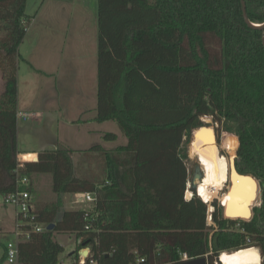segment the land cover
I'll list each match as a JSON object with an SVG mask.
<instances>
[{
	"label": "trees",
	"instance_id": "trees-1",
	"mask_svg": "<svg viewBox=\"0 0 264 264\" xmlns=\"http://www.w3.org/2000/svg\"><path fill=\"white\" fill-rule=\"evenodd\" d=\"M245 1L249 20L263 24L264 0ZM26 10L27 0H0V195L31 193L19 178L50 174L58 196L97 200L90 211L59 201L38 208V221L56 226L20 242L18 264H60L58 234L76 235L78 251L91 247L99 264H183L184 254L214 264L264 245V30L246 24L241 0H98L95 121L116 122L128 139L112 151H84L99 153L101 178L77 176L73 151L63 149L26 154L19 169L20 46L33 20ZM205 117L235 139L239 172L260 182L262 205L249 222L225 219L215 203L209 226L201 197H185L187 147ZM252 205L228 203L227 216L249 220L240 213Z\"/></svg>",
	"mask_w": 264,
	"mask_h": 264
},
{
	"label": "crops",
	"instance_id": "crops-1",
	"mask_svg": "<svg viewBox=\"0 0 264 264\" xmlns=\"http://www.w3.org/2000/svg\"><path fill=\"white\" fill-rule=\"evenodd\" d=\"M96 2V18L93 14H88V10L85 5L76 4V0H70V6L64 7L63 14H60V11H57V14L56 12L52 14L51 10H49V12L45 15L40 13L39 16H34L32 24L29 28L30 31L28 29L27 32H29L28 35L32 34V36L40 43V45L38 48H35L36 52H34V54L33 51H31V53L27 52L25 54L20 51V54L26 60V63H28L29 67L33 69V72L36 74V76H38L39 80H43L42 82L44 85L41 86L42 89L44 88L42 98L46 96L48 90L51 91V98L57 99V97L61 95L60 98L62 105H56L54 110L58 111L56 109H60L61 112L66 115L65 123L71 128V133L61 138V143L59 144L58 148L55 149L73 151L72 157L77 176L79 168H81L83 171H89L86 167L84 168V166H91L89 160L85 161L83 159V156H85L84 151H88L95 146H100L106 151H112L118 147L125 146L128 143L127 141L124 144H113V142H116L118 139V133H113L117 136L115 141H105L104 136L111 132H105L106 130L103 126L108 124L110 121L103 123H98L95 121L97 117L98 105L97 94L99 37L98 0H96ZM42 16L43 22H40L39 18ZM89 19H91V21H89ZM44 41L47 42L44 44ZM24 43L25 40L22 45ZM39 53L40 56H38ZM82 54H84V56H82ZM70 61H75V66H77L78 69L81 68L82 72H80V75H83L86 81L85 84L80 87V95L75 100L71 97V95L66 94V84H61V79L63 78L64 73L66 74L68 70H74L73 66L70 68L67 66ZM32 117H39V114L33 112ZM96 124L98 126H96ZM81 128L85 129V133L80 135V131L82 130ZM91 135H95L98 137V139H100V141L93 145L84 144L86 139H88L87 136ZM42 150L50 149L44 147L39 148L38 150L33 149L21 152L19 151L20 154L18 155V160L25 163L26 161L23 159L24 155L34 154L38 157L39 152ZM98 155L99 153H90L87 154L86 157ZM101 166L102 171L103 165ZM45 175L46 174H33L28 177L30 181L29 187L31 188L32 204L34 209L37 210L38 208H41L49 203L59 201L63 210H75L72 207H68V203L64 195L63 197H57L52 194L50 201L41 198V183L43 180L47 181V177H45ZM66 195L74 196L75 194ZM16 223L17 218L14 208L5 206L3 203L0 204V232L9 231L15 236ZM59 235L65 234L56 235V241L62 245L58 241ZM74 236L76 237V235ZM62 246L64 247V245ZM80 250L78 251V242H76L75 252L78 251V254H80ZM74 256L75 253L68 258L72 264H74V260H72ZM60 264L66 263L64 261H60Z\"/></svg>",
	"mask_w": 264,
	"mask_h": 264
},
{
	"label": "rangeland",
	"instance_id": "rangeland-1",
	"mask_svg": "<svg viewBox=\"0 0 264 264\" xmlns=\"http://www.w3.org/2000/svg\"><path fill=\"white\" fill-rule=\"evenodd\" d=\"M69 2L70 0H27L26 13L28 16H31V17H34V16L37 17L40 15V13H43V15H45L49 12V10H51L52 14H54L55 12L57 14V11H60V14H63L64 7L70 6ZM76 4L85 5L87 7L88 14L89 15L93 14L95 18L97 17L96 0H76ZM39 20L40 22H43V16L39 18ZM89 21H91V19H89ZM30 25L28 29L30 28ZM28 34L29 32H27L25 43L21 46L20 51L23 54L27 52L31 53V51H33V54H34V52H36L35 48H38L40 43L36 41V39L32 36V34L30 35ZM46 42L47 41H44V44ZM38 56H40V53L38 54ZM82 56H84V54H82ZM74 62L70 61L67 64L69 68L73 66L74 70L73 71L68 70L66 74L64 73L63 78L61 79V84L62 85L66 84V94L71 95V97L75 100L80 95V92H81L80 87H82L86 81L83 75H80V72H82L81 68L78 69V67L75 66ZM42 81L39 80L38 76H36V74L33 72V69L29 67L28 63L24 61L20 63V67L18 71V82H19L18 83V111L21 114H23V116L24 115L27 116L26 119L22 116H18V144L17 146L20 152L26 151V150H33V149L38 150L39 148H44V147L50 150L58 148L59 144L61 143V138L71 133L70 132L71 128L69 127V125L65 123L66 115H64V113H62L60 109H56L58 111L54 110L56 105L57 106L59 104L62 105L61 98H60L61 95H59L57 99L51 98V91L48 90L46 93V96L42 98V95L44 92L43 90L44 88L43 89L41 88V86L44 85ZM3 85H4L3 79L0 74V95L3 92ZM33 112H35L36 114H39V117H35V118L32 117L31 115ZM202 120L203 122H208V124L206 125L207 127H212L215 130L216 135H217L216 141H219L218 144L216 142L217 144L216 147L218 148L219 152L221 153L222 150H225L227 151V154H228L227 156L226 155L223 156L221 154L220 155L226 159H228L229 157L231 158L235 157L237 155V160H238V148L239 147L237 148L235 139L230 138V137L225 138V136L228 133L222 131L220 126L215 124L210 117H205ZM96 126L98 125L96 124ZM103 127L106 130L105 132H111L115 134L118 133L119 135L118 139L116 142H113V144L114 143L124 144L128 141L127 137L122 133V131L120 130L116 122L110 121L108 124H106ZM81 129L82 130L80 131V135L85 133V129L84 128H81ZM195 131L192 134L191 143L187 147L189 160L186 161V167L188 170V179H189L190 187L192 184L191 171H193L199 165L198 160L195 158L193 159L190 156V148H191V144L194 139ZM218 135L220 137H218ZM87 137L88 139H86L84 144L93 145L100 141V139H98V137H96L95 135H91ZM220 146H222V148H220ZM235 150H236V154L234 152ZM83 157L85 161L86 160L90 161L91 166H88V167L86 165L84 166V168L86 167L89 171H83L81 170V168H79V171L77 173L78 176L92 177V178L93 176H95L96 178H99V177L101 178L103 174L101 171V167H102L101 165L103 164L101 159L98 156H90V157L83 156ZM45 177H47L46 178L47 181L43 180L41 183L42 187L40 191L41 192L40 196L42 199L50 201L51 200L50 197L52 194L57 197L58 195L52 192V187H53L52 176L49 174H46ZM226 190L224 191V193H227ZM189 192L191 193V191L188 190V185H187V191L185 195V197L187 196L186 198L187 200H189L188 199ZM195 194L199 196L198 192ZM193 195L194 193L192 194L191 197H193ZM221 195L223 194L221 193ZM64 196L66 197L65 199L67 200L68 207H72L75 210L77 209L83 210L91 206V205L84 206L80 204L75 205L74 204L75 198L73 195H64ZM213 201H211V203L207 205L208 211L210 209H214L213 212L215 211V207H214L215 203H217V205L222 208L223 203L226 201L228 203L238 202L228 197L216 198ZM0 204H2L1 197H0ZM261 205H262V198H261V191H260L259 198L256 202V207H260ZM253 217L246 222L251 221ZM15 241H16V238L13 233H10L9 231L0 232V264H10L7 260L6 248L10 243H13ZM58 241L65 247V252L61 255L60 261H64L66 264H72L68 258L69 256L71 257L75 253V256L72 258V260L74 261L76 260V257H77V252H75L76 242H77L76 237L74 235H68V234L59 235ZM261 259L263 261L262 254H261ZM214 264H217V262L215 261Z\"/></svg>",
	"mask_w": 264,
	"mask_h": 264
},
{
	"label": "bare ground",
	"instance_id": "bare-ground-1",
	"mask_svg": "<svg viewBox=\"0 0 264 264\" xmlns=\"http://www.w3.org/2000/svg\"><path fill=\"white\" fill-rule=\"evenodd\" d=\"M215 136L212 127H207V129L204 128L202 130L198 129L195 132V137L191 144L190 156L201 163L204 171V178L198 183L197 192L199 196L204 198L208 204L216 198L226 197L234 199L246 206L254 204L257 197V186L251 178H237L236 174H234L233 181L235 185L231 191V184H229L231 177L230 159L232 160L236 156L229 157L228 159L222 157L216 147ZM228 184L230 185L229 190H226ZM225 190L227 193H224ZM191 196L192 194L189 192L188 199ZM223 207L228 209L227 201L223 203ZM248 210L249 208L245 209L240 215L250 216ZM233 211L235 212V208ZM218 264H262V259L258 248L249 247L235 252L223 253L220 256V263Z\"/></svg>",
	"mask_w": 264,
	"mask_h": 264
},
{
	"label": "built area",
	"instance_id": "built-area-1",
	"mask_svg": "<svg viewBox=\"0 0 264 264\" xmlns=\"http://www.w3.org/2000/svg\"><path fill=\"white\" fill-rule=\"evenodd\" d=\"M24 118H27L26 115L19 114ZM32 116V115H31ZM20 162V161H19ZM21 165L19 169L23 168L24 163L20 162ZM18 185L23 187H28L30 185V181L28 176H24L19 178ZM188 190H190V183L188 181ZM75 197V205H91L86 210L90 211L94 208L96 204V196L92 193H77L74 195ZM2 203L5 206L13 207L15 211V215L17 218L16 229H15V238L16 241L10 243L7 248V260L10 264H18V244L22 241H28L31 239L32 233H43L47 231V225L38 221V216L36 214V210L32 204V196L30 191L28 190H17L12 193L1 195ZM214 209H210L207 213V223L209 226L214 225L212 214ZM86 217L90 219V213L86 214ZM94 219V218H92ZM85 229L88 231L91 229V225L88 224ZM87 250V257L82 255L83 251ZM188 255L184 254L182 256V261L186 262L191 260ZM138 262L144 263V259H140ZM78 264H99L98 260L93 256V252L91 247H84L80 250Z\"/></svg>",
	"mask_w": 264,
	"mask_h": 264
},
{
	"label": "water",
	"instance_id": "water-1",
	"mask_svg": "<svg viewBox=\"0 0 264 264\" xmlns=\"http://www.w3.org/2000/svg\"><path fill=\"white\" fill-rule=\"evenodd\" d=\"M241 3H242V11H243V17H244V20L246 22V24L251 28V29H255V30H264V23L263 24H256V23H253L249 20L248 18V14H247V6H246V1L245 0H241ZM263 44H264V38H263ZM205 125L200 127L199 130H202L204 128L207 129V124L208 122H204ZM198 130V129H197ZM196 132V131H195ZM194 137H195V133H194ZM38 161V160H37ZM34 162V161H33ZM36 162V161H35ZM230 165H231V177H230V183L231 184V191L233 190L234 188V185H235V182L233 181V175L236 174L237 178H251L254 182H255V185L257 186L256 187V191H257V197L255 199V202L254 204L249 208L248 210V213L250 214V218L251 219L253 216H254V208L256 206V202L259 198V194H260V191H261V186H260V182L258 181V179H256L254 176L252 175H243L239 172L238 168H237V155L234 159H230ZM196 169V176L193 178L192 180V184H191V190L192 192L194 193H197V189H198V183L199 181L203 178H204V171H203V168L201 167L200 163L199 165L195 168ZM237 180V179H236ZM230 186V185H229ZM229 186L227 187V190H229ZM222 206V205H221ZM223 209V212H224V217L225 219H228V220H243V221H248L246 220V218H242V217H238L236 219H232V218H229L227 217V209L222 207ZM55 224H50L47 228L48 231H52L54 230L55 228ZM82 255L84 257H87V250H84ZM261 255V254H260ZM208 257H202V258H197V259H191L189 261H186V262H183V264H208L209 261H208ZM220 263V256L218 258V261H217V264Z\"/></svg>",
	"mask_w": 264,
	"mask_h": 264
},
{
	"label": "flooded vegetation",
	"instance_id": "flooded-vegetation-1",
	"mask_svg": "<svg viewBox=\"0 0 264 264\" xmlns=\"http://www.w3.org/2000/svg\"><path fill=\"white\" fill-rule=\"evenodd\" d=\"M214 134L216 135V132H215V130H214ZM218 137H220L219 135H218ZM215 139H217V135L215 136ZM219 139V138H218ZM217 142V144H218V142L219 141H216ZM220 148H222V146H220ZM222 150V149H221ZM221 155H223V156H227L228 154H227V151H225V150H222L221 151V153H220ZM191 174H192V180H193V178L196 176V169H194L193 171H191ZM255 208H256V206H255ZM254 208V209H255ZM254 216H255V212H254ZM254 218V217H253ZM257 244H259V252H260V254H262L263 255V243H261V242H259L258 241V243ZM209 261V260H208ZM263 262V261H262ZM208 264H210V262L208 263Z\"/></svg>",
	"mask_w": 264,
	"mask_h": 264
},
{
	"label": "clouds",
	"instance_id": "clouds-1",
	"mask_svg": "<svg viewBox=\"0 0 264 264\" xmlns=\"http://www.w3.org/2000/svg\"><path fill=\"white\" fill-rule=\"evenodd\" d=\"M186 198H187V196H186ZM191 198H192V197H191ZM201 199L203 200V202H204L206 205H208V202H206L204 198H201Z\"/></svg>",
	"mask_w": 264,
	"mask_h": 264
}]
</instances>
